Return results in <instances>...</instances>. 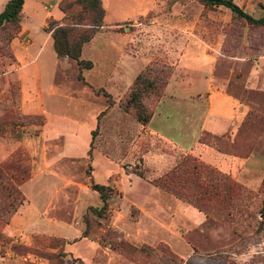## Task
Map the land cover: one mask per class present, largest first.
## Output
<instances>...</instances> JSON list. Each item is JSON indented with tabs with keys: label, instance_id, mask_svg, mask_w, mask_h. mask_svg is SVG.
<instances>
[{
	"label": "rangeland",
	"instance_id": "obj_1",
	"mask_svg": "<svg viewBox=\"0 0 264 264\" xmlns=\"http://www.w3.org/2000/svg\"><path fill=\"white\" fill-rule=\"evenodd\" d=\"M24 1L14 37L9 27L0 29V184L22 196L0 223V264H264V27L196 0H108L107 23L139 12L108 27L131 32L135 38L124 51L138 59L125 64L120 41L101 30L83 49L96 67L86 74L82 69L80 81L74 60L57 57L43 29L50 16L61 18L59 0ZM233 1L253 17L264 5ZM109 58L123 71L141 60L142 68L163 66L160 96L144 100L153 110L167 83L181 79H209L232 94L244 116L225 133L202 132L200 138L236 163L201 161L144 132L119 106L124 93L106 91L116 83L105 76ZM133 78L119 84L129 88ZM187 155L240 189L215 197L214 176L200 174L209 195L185 200L151 184L178 170ZM90 181L114 190L105 218L89 210L101 203ZM7 210L0 190V211ZM84 216L89 227L82 236ZM57 238L64 241L60 251ZM120 241L148 251L123 252Z\"/></svg>",
	"mask_w": 264,
	"mask_h": 264
},
{
	"label": "trees",
	"instance_id": "obj_2",
	"mask_svg": "<svg viewBox=\"0 0 264 264\" xmlns=\"http://www.w3.org/2000/svg\"><path fill=\"white\" fill-rule=\"evenodd\" d=\"M202 4L205 8H211L215 5H222L230 10L232 15L236 18L242 19L246 24L254 27H264V5L258 4L260 9V15L253 17L251 14L242 10L233 0H196ZM23 0H7L0 10V29L10 28L8 34L9 38L14 37L15 33L19 31V22L21 17V6ZM57 8L62 13L59 20L49 17L44 25L43 29L49 33L51 39V47L57 57H67L74 60L77 68V79L83 81L81 75L82 69H88L92 63L89 60H83L80 58V51L82 45L87 42L91 37L99 31L103 26L104 9L101 5V0H59ZM121 31V30H119ZM156 63H148L144 66L133 78L129 88H126L124 98L120 99L119 106L121 109L133 116V118L140 124L144 125L148 122L153 109L144 103L149 97H155V100L160 96L161 88L165 84L163 66L157 67ZM166 73V72H165ZM107 98V105L110 104L109 94L103 92ZM154 100V102H155ZM157 102V101H156ZM94 132V130H93ZM205 134L210 135L208 132ZM211 138L217 139L214 135ZM198 141H201L200 135ZM133 173L142 177V172L138 170H132ZM206 174L213 175L208 166L198 161L193 156H185L179 163L178 170L172 169L169 173L161 175L152 179L150 182L153 186L174 194L175 196L189 200L190 198L196 199V197H204L209 195L211 189L208 186L202 185L199 181V175ZM1 175V174H0ZM214 176V175H213ZM225 176L213 177L216 184L213 195L215 197L229 196L237 189H240V185L236 182L230 181L227 183L224 181ZM194 185V192L189 188L188 184ZM262 183L264 185V175L262 177ZM90 188L98 194L100 199V206L89 207L91 213L97 217L105 218L108 215V201L113 193V188L90 181ZM0 190L4 192V198L8 205V210L5 214L0 211V223L7 221V217L13 213L18 203L22 201V196L17 190L8 184H0ZM191 194V195H190ZM16 200V202H15ZM201 210V208L199 209ZM263 211L261 210L260 213ZM3 215L5 216L3 219ZM84 230L81 235L84 236L88 225V219L83 217ZM262 222L259 221L258 227L260 228ZM58 244L55 245L59 251L64 243L63 239L57 238ZM122 251L125 249L141 250L147 252L145 247H133L123 241L117 242ZM54 246V245H53ZM38 255L52 258L55 254L47 253L42 254L36 252Z\"/></svg>",
	"mask_w": 264,
	"mask_h": 264
},
{
	"label": "crops",
	"instance_id": "obj_3",
	"mask_svg": "<svg viewBox=\"0 0 264 264\" xmlns=\"http://www.w3.org/2000/svg\"><path fill=\"white\" fill-rule=\"evenodd\" d=\"M6 1L7 0H0V10ZM24 2L23 0L21 11L24 8ZM108 4V0H101V5L104 9V26L81 47L80 58L83 56L81 59L89 60L92 63L90 68L85 69V74L87 71L94 70L96 66L94 62L87 59V55H83V49L85 45L91 43V41L101 33V30L110 31L113 33L114 38L120 41L119 51L124 54V58L122 59H125V64L132 65L134 64L133 61L138 59L136 55H129L124 51L125 44L135 38H133L131 32L125 30H110L108 27L113 26L115 23L133 19L139 15V12L107 23L106 21L110 14ZM59 15L60 14L54 18L52 16L50 17L58 20L60 17ZM131 26L136 27L135 31H138V29H145V27L139 28L134 24H131ZM146 28L149 29V27ZM108 49L115 50L116 47L110 44L108 45ZM107 61L109 67L107 66L105 76L108 81L116 83L115 85L113 84L112 87L115 92H113L112 89L106 91L115 96L118 94L120 95L127 87V84L122 86L119 82L124 78L132 79L144 65V62L141 60V63L137 67L133 69H124L123 71L115 65L116 63H114L111 58L107 59ZM185 80L186 79H181L184 83H167L163 95L155 105L148 122L144 125L137 123L144 132L157 137L175 151H179L182 154H191L201 161H214L216 164L226 163L234 165L236 163L235 160L199 142L198 137L202 132L221 135L230 127H235L244 116L246 112V110H244L245 108L242 110V104L232 94L228 93L226 90L216 88L209 79L196 80L191 82V84L187 83ZM160 158L162 160L165 159L162 154ZM246 159H249V157Z\"/></svg>",
	"mask_w": 264,
	"mask_h": 264
}]
</instances>
